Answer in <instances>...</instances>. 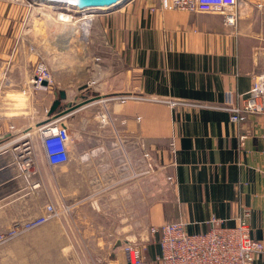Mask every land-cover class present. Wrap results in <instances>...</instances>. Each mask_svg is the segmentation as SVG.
<instances>
[{"label": "crops", "instance_id": "obj_1", "mask_svg": "<svg viewBox=\"0 0 264 264\" xmlns=\"http://www.w3.org/2000/svg\"><path fill=\"white\" fill-rule=\"evenodd\" d=\"M92 14L87 41L72 42L71 62L52 70L57 85L47 93L34 87L35 64L29 67L20 56L13 60L12 44L2 47L0 78L24 83V91L10 92L27 99L19 109L10 101L0 104V141L12 136L8 122L20 119V132H29L20 139L31 138L36 163L25 171L17 141L14 149L0 151V233L60 199L63 178L69 199L103 188L105 206L133 210L140 204L141 221L128 241L145 244L150 259L161 250L151 226L182 220L195 234L208 230L212 217L236 225L244 209L250 211L251 235L264 242V112L237 125L220 107L229 94L239 103L237 95H247L255 77L264 75V0H240L237 25L217 13L166 10L159 0H126ZM7 30L0 25V33ZM61 90L68 92V103L85 97L81 105L83 98H76L67 113L68 160L52 166L37 129L54 118L49 110ZM33 110L41 120L30 121ZM141 169L147 172L142 200ZM78 212L84 216L68 225L79 231L102 224L86 217V207ZM66 226L54 219L0 244V264H63L67 253L83 261L76 238L60 237ZM110 239L82 241L96 264H125V252L113 249ZM254 264H264V251Z\"/></svg>", "mask_w": 264, "mask_h": 264}, {"label": "built area", "instance_id": "obj_2", "mask_svg": "<svg viewBox=\"0 0 264 264\" xmlns=\"http://www.w3.org/2000/svg\"><path fill=\"white\" fill-rule=\"evenodd\" d=\"M239 2L240 0H159L160 6L170 11L179 9L225 15L226 21L231 25L238 24ZM53 73L48 63L40 60L34 71L35 89L51 86L54 83ZM255 79L247 95H237L239 103L229 94L225 103L220 106L230 111L231 120L237 125L242 124L250 115L264 112V75H258ZM44 81H47L46 85L43 84ZM64 119L60 117L48 120L37 129L44 156L52 166L64 165L68 160L70 133ZM27 134L29 132H25L23 136L27 137ZM245 138L246 135H241L242 145ZM2 148L0 146V151ZM20 148L18 156L22 159V167L27 171L36 163L34 146L27 139L23 140ZM61 214L62 210L54 202L48 203L38 215L15 221L11 227L0 233V244L35 230L59 218ZM249 216L250 211L244 209L234 226L223 225V219L212 217L209 221L211 227L195 234L187 231V223L182 220L151 226V233L160 235V252L150 259L146 254L145 244L126 241L121 245L126 254L125 264H254L256 256L264 251V242L251 235Z\"/></svg>", "mask_w": 264, "mask_h": 264}, {"label": "rangeland", "instance_id": "obj_3", "mask_svg": "<svg viewBox=\"0 0 264 264\" xmlns=\"http://www.w3.org/2000/svg\"><path fill=\"white\" fill-rule=\"evenodd\" d=\"M123 2L124 1L119 4H122ZM0 3L3 5V9L0 10V25L8 28L6 32L0 33V56H2L0 60L2 61V58L4 57L2 51L3 45L12 44V50L10 54L13 60H17V58H19L20 56L23 63L28 64V66L30 67L33 64H35L36 66L37 63L43 59V61L48 63L49 67L52 70L57 69L59 64H62L63 66L61 67V71L63 69H67L68 62H71V60L68 59L70 57H66V55H64V53L66 52L68 55L70 51H59L57 50L58 48L55 49L53 41L56 38V31L53 27H50L44 22L45 19L41 17V13L36 12L35 7H42L44 10L50 11L55 14H69L72 18L75 19V21H78V24L82 21L81 19L86 13L92 14L93 11L107 9H98L95 7L85 11L83 9L82 11L80 9H76L75 7H71V5L69 4L52 3L50 1L34 2L33 0H0ZM35 17L37 20L34 19ZM79 33L80 34H77L75 37H72L71 41L73 43H85L87 41L89 33H87L84 37L82 32ZM79 52L82 54L83 50H79ZM81 60H83V57ZM73 62L74 60H72V63ZM0 80V104L4 103V101H10L12 103H17L16 107L19 109L21 103L24 105L27 99L26 94H20V92L24 88V83L12 82L10 84V81L8 79H3L2 76ZM59 84L61 87L64 85L63 83ZM54 85H57V83L55 84L54 82L51 87ZM13 87H15V89L19 90L20 92L15 91L14 95L12 92H10V89ZM50 89L51 88L48 87L46 89L40 88L37 90H42V92L47 93L48 91H50ZM7 91H9L10 93H7ZM18 109L15 111H19ZM43 115H45V112H43L42 116ZM63 118H65L64 121L67 122V114L64 115ZM50 119H55V117ZM15 120L16 123L8 122L7 125V130L13 131L11 134L12 136L10 138L8 137L4 141H0V146H3L2 151L5 147H7L8 149H14L13 144L9 145L12 140L17 139V142H15V144L17 143L18 145L16 146H19V144L23 142V140L20 139L21 136L24 135L23 131L20 132L18 128L20 126V119L17 118ZM37 120H41V116L39 113H35V111L33 110L30 115V121L37 122ZM48 120H46L44 123H46ZM29 139L31 138L29 137ZM64 172H66V170L64 169H61L59 171L62 177L64 175ZM145 174H147L146 170L141 169L140 199L144 198V194H146V191L143 190V185L145 183L143 181L144 179H146L144 177ZM60 181V199L57 200L55 198L48 202H54V204H56L59 209L62 210L61 216L57 219H63V221L67 224L64 231H62L63 235L60 236L61 239H63L64 236L67 237V234H71L73 238H76L78 246L77 248L79 249V251H81L82 254L84 253L83 258L85 260L82 261L81 257H73V255L67 253V257H64V260L62 261L63 264H84V262H87L88 264H96L95 262H98L97 257L92 256L93 253L89 252L88 245H86L85 241L82 240H90L91 237L100 238L101 236L106 235L107 237L111 238L110 240L113 241L112 247L114 249L119 248V246H121L124 242L128 241V237H134L133 234H136V225L141 221V218H139L140 216L136 214V212L139 211L137 207H139L140 204L137 207L136 205H134L133 210L131 207L126 206L125 210L122 208H116L115 205L110 207L105 206V201H101V197L103 196V200L105 198L104 193H106L103 188L99 190L93 189L95 193L98 192L101 196L98 194L96 195L93 191H91V194H88L86 196L82 195L79 198H76L77 200H72L67 197L65 191L67 188L66 179L64 180L63 178H61ZM124 184L126 185L120 183L117 185V187L119 186V188H122V186L130 185L129 181L124 182ZM117 187L114 186L113 190H116ZM83 207H86L90 212L87 216L85 214L87 218L96 217L102 224L99 225L98 223L97 225L80 227L81 231L78 230V226L68 225V222H70L73 217L79 218L84 216L82 215V212H78L81 211V208ZM77 212L78 214L76 215L75 213ZM95 254L98 253L95 252Z\"/></svg>", "mask_w": 264, "mask_h": 264}, {"label": "water", "instance_id": "obj_4", "mask_svg": "<svg viewBox=\"0 0 264 264\" xmlns=\"http://www.w3.org/2000/svg\"><path fill=\"white\" fill-rule=\"evenodd\" d=\"M34 2H38L41 0H33ZM56 2H69L74 1L80 8L87 7V6H107L117 3L119 1H126V0H54ZM49 25V24H48ZM77 35L74 31L69 30H57L56 31V38L53 41V45L58 48L59 51H69L71 48L72 37ZM43 84H47V81H44ZM87 86L84 85L81 87V90H84ZM56 99L54 100L52 107L49 110V113L53 115L56 119L63 117L68 113L70 108L74 107V102L77 101L78 98H83L80 105L84 102L85 95H79V97H74L72 102L68 103L66 100L68 98V92L66 90H61L56 93ZM77 98V99H76Z\"/></svg>", "mask_w": 264, "mask_h": 264}, {"label": "bare ground", "instance_id": "obj_5", "mask_svg": "<svg viewBox=\"0 0 264 264\" xmlns=\"http://www.w3.org/2000/svg\"><path fill=\"white\" fill-rule=\"evenodd\" d=\"M41 1H50L52 3L69 4V5H71V7H75L76 9H78V10L80 9L82 11H83V9L85 11V10H89V9H92L95 7L98 9H106L107 8V10H108L109 8H112V7L118 5L119 3L122 2V1H119L117 3L108 5V7L107 6H87V7L80 8L78 6V3L76 4L74 1H69V2H56L54 0H41ZM35 10H36V12L41 13V17L45 19L44 22L47 25L49 24L50 27H53L55 31H57V30H69V31H74L76 33L82 32L83 37L86 36L87 33H89L90 27H91V18H92V16H94L93 14H87L86 13L83 17H87V18L78 24V21H75V19L72 18L71 15H69V14H63V13L62 14H55V13H52L50 11L44 10L42 7H37V6L35 7ZM34 19H36V17ZM55 31H53V32H55ZM81 40H83V39H81ZM56 48L57 47H55V49ZM64 55H66V57H68L69 54L67 55V52H66V53H64Z\"/></svg>", "mask_w": 264, "mask_h": 264}]
</instances>
